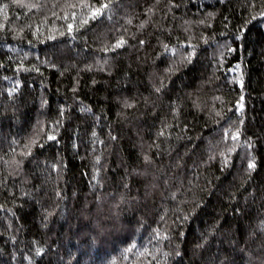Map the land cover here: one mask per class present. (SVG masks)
I'll return each instance as SVG.
<instances>
[{
	"label": "trees",
	"instance_id": "16d2710c",
	"mask_svg": "<svg viewBox=\"0 0 264 264\" xmlns=\"http://www.w3.org/2000/svg\"><path fill=\"white\" fill-rule=\"evenodd\" d=\"M104 2L0 0V264H264V0Z\"/></svg>",
	"mask_w": 264,
	"mask_h": 264
},
{
	"label": "snow or ice",
	"instance_id": "6c2138e0",
	"mask_svg": "<svg viewBox=\"0 0 264 264\" xmlns=\"http://www.w3.org/2000/svg\"><path fill=\"white\" fill-rule=\"evenodd\" d=\"M111 0H105L104 3L100 4L99 7H93L91 9V12L88 13L89 16H91L92 19H95L97 15H100L102 14V11L103 9L109 7V4H110ZM173 0H170V3H172ZM33 7H35V5H32ZM75 5H73L74 7ZM80 6L82 7H89V5H85L84 4V0H81V4ZM255 6V0H252V5H250V7H254ZM150 11V10H149ZM209 15H212L211 13ZM256 16H260V17H264V11H259L256 13ZM253 19H255V16L253 17ZM84 23H87V20L84 21ZM143 23V22H142ZM201 23H203V21H201ZM248 21H245V24H247ZM126 41L124 40L123 37H120L118 40L114 41V47H120L122 46L123 44H125ZM141 44L144 43L143 40L140 41ZM164 49L165 50H170L173 54H176L177 53V49L175 47H172L169 49V46L167 44H164L163 45ZM105 51H107L108 49L105 48L104 49ZM157 55H160L159 53H157ZM196 55V50H195V47H192L191 48V51H187V52H184L181 57H180V60L179 61H176V60H172L169 62L168 66L164 69L165 73H175V72H178L180 70V66L185 64V63H190L192 61V58ZM166 79V77L162 76L161 79H160V83H159V86H155L154 85V88H155V91L157 93H161L162 90L165 88V84H164V80ZM173 112H176L177 109L174 107L172 109ZM169 127V125L165 124L163 128H161V130L157 133V135H164V128H167ZM226 134H227V130H226ZM234 136L235 135H238V133H234L233 134ZM49 140H54L56 139L55 136L49 134V136L47 137ZM36 141L35 140H31L29 142L28 145H26L25 147L28 149V151L24 152L23 154L25 156H28L31 154V144H35ZM158 147V145H157ZM231 151V150H230ZM145 160L148 161L150 160V157L145 154ZM255 158L253 157L252 159H250L248 161V169L251 170L253 168H255V162H254ZM226 162V161H225ZM17 163L19 164V161H17ZM53 167H56V165H53ZM57 195H59V192H57ZM191 211H195V208L191 209ZM239 211V210H238ZM189 217H188V214L185 213L184 214V217L183 219L184 220H187ZM157 235H159V232H157ZM181 236L184 235L183 232L180 233ZM207 237H204V241H207ZM203 246V241L201 243V245H198V247H202ZM131 247V246H130ZM43 249L42 248H38L37 249V254H39L40 252H42ZM176 255H180L179 251L176 252ZM251 255V254H250ZM227 259V258H225ZM262 262H264V253H262L261 257L259 258Z\"/></svg>",
	"mask_w": 264,
	"mask_h": 264
}]
</instances>
